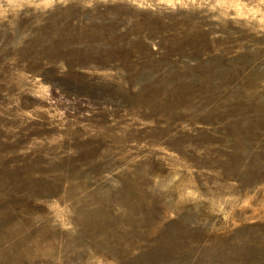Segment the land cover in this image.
<instances>
[{"label":"rangeland","instance_id":"rangeland-1","mask_svg":"<svg viewBox=\"0 0 264 264\" xmlns=\"http://www.w3.org/2000/svg\"><path fill=\"white\" fill-rule=\"evenodd\" d=\"M0 264H264V0H0Z\"/></svg>","mask_w":264,"mask_h":264}]
</instances>
